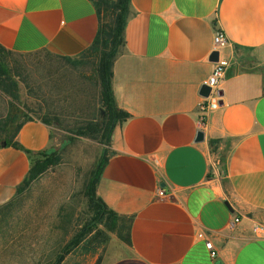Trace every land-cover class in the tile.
Masks as SVG:
<instances>
[{"label":"crops","instance_id":"obj_1","mask_svg":"<svg viewBox=\"0 0 264 264\" xmlns=\"http://www.w3.org/2000/svg\"><path fill=\"white\" fill-rule=\"evenodd\" d=\"M129 7L111 87L130 118L113 129L96 185L128 228L122 252L106 264H264V235L253 232L264 225V0ZM98 26L93 0H0L4 66L26 97L46 99L55 83L42 63L79 57ZM219 30L229 41L223 56L234 61L202 125L199 92ZM15 140L23 150L0 148V206L16 196L32 155L53 147L52 128L31 121Z\"/></svg>","mask_w":264,"mask_h":264},{"label":"rangeland","instance_id":"obj_2","mask_svg":"<svg viewBox=\"0 0 264 264\" xmlns=\"http://www.w3.org/2000/svg\"><path fill=\"white\" fill-rule=\"evenodd\" d=\"M75 61L42 63L55 83L48 106L61 122L52 126L59 161L0 206V264H106L126 244L127 220H98L88 207L90 173L110 150L105 140L78 133L90 120L101 121V108L94 64ZM19 96L16 104L0 87V143L23 119L9 125L16 109L34 101Z\"/></svg>","mask_w":264,"mask_h":264},{"label":"trees","instance_id":"obj_3","mask_svg":"<svg viewBox=\"0 0 264 264\" xmlns=\"http://www.w3.org/2000/svg\"><path fill=\"white\" fill-rule=\"evenodd\" d=\"M93 3L99 22L94 41L79 57L74 59L62 58L60 60L75 63L77 59H87L94 64V72L99 88L98 104L101 108L99 113L101 121L93 122V120H90L78 130V133L82 136L105 140L109 146L115 126L130 118L126 112L116 106L111 87L113 63L117 56L122 53L125 46L124 28L130 16V0H93ZM6 55L7 52L0 47V87L16 104H19L21 101L19 91L22 93V90L19 83L10 76L4 66ZM51 97L41 101H31L32 106H26L24 111L16 109L13 117L8 122L9 125L20 117L23 119L17 124L13 134L3 140L5 147L11 146L15 149L23 150L15 138L20 128L28 122L37 120L51 128L52 126L61 125L59 116L52 112L50 106H48V101ZM25 99L27 100V98ZM3 142L0 143V148ZM58 161V153L53 148L32 155L30 169L18 188L16 196L44 174L48 168L56 165ZM106 161L107 157H102L90 173L86 196L88 207L98 220L104 218L127 220L110 211L96 194V185Z\"/></svg>","mask_w":264,"mask_h":264},{"label":"built area","instance_id":"obj_4","mask_svg":"<svg viewBox=\"0 0 264 264\" xmlns=\"http://www.w3.org/2000/svg\"><path fill=\"white\" fill-rule=\"evenodd\" d=\"M229 45L227 36L222 31H215L213 36V51L218 52V61L213 63L214 67L211 76L206 84L210 88L208 97H202L199 103V111L201 114L200 123L203 125L205 116L209 111L215 110L219 107L220 103V87L224 81L226 71L233 64L234 56H223V51ZM158 196H164L163 190H158ZM238 222V220H236ZM253 232L257 236L264 235V225L255 224ZM206 248L210 251L212 257L216 256V252L213 250L211 242H206Z\"/></svg>","mask_w":264,"mask_h":264},{"label":"water","instance_id":"obj_5","mask_svg":"<svg viewBox=\"0 0 264 264\" xmlns=\"http://www.w3.org/2000/svg\"><path fill=\"white\" fill-rule=\"evenodd\" d=\"M218 57H219L218 52L213 51V52L210 54L208 60H209V62H211V63H215V62L218 61ZM209 93H210V88H209L207 85H203V86L201 87V89H200V92H199V94H200L201 97H208ZM221 94H222V92L220 91V92H219V95H221ZM101 113H102V112H101ZM203 139H204V133L201 132V131H199V132L197 133V136H196V142H201V141H203ZM1 145H2V147H5V143H4V142H3Z\"/></svg>","mask_w":264,"mask_h":264}]
</instances>
